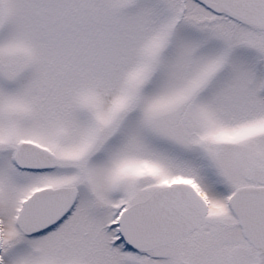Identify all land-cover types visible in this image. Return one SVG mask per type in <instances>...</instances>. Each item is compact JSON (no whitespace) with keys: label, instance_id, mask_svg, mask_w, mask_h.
<instances>
[{"label":"snow or ice","instance_id":"6c2138e0","mask_svg":"<svg viewBox=\"0 0 264 264\" xmlns=\"http://www.w3.org/2000/svg\"><path fill=\"white\" fill-rule=\"evenodd\" d=\"M0 264H264V0H0Z\"/></svg>","mask_w":264,"mask_h":264}]
</instances>
